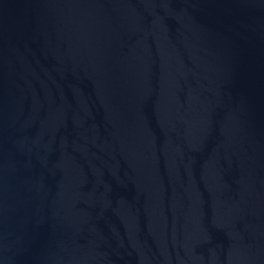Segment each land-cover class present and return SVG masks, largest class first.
Masks as SVG:
<instances>
[{"label": "water", "instance_id": "obj_1", "mask_svg": "<svg viewBox=\"0 0 264 264\" xmlns=\"http://www.w3.org/2000/svg\"><path fill=\"white\" fill-rule=\"evenodd\" d=\"M0 264H264V0H0Z\"/></svg>", "mask_w": 264, "mask_h": 264}]
</instances>
